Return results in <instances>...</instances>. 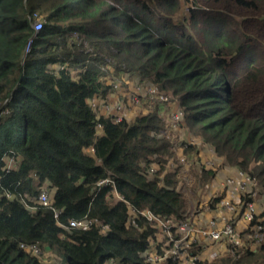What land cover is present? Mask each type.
Returning <instances> with one entry per match:
<instances>
[{"label":"trees","instance_id":"trees-1","mask_svg":"<svg viewBox=\"0 0 264 264\" xmlns=\"http://www.w3.org/2000/svg\"><path fill=\"white\" fill-rule=\"evenodd\" d=\"M185 3L181 17L180 0H0V264H42L20 244L58 264H180L150 261L167 249L161 230L139 215L127 223V204L189 221L175 152L201 164L203 183L215 177L199 148L163 135L169 104L264 196V0ZM123 75L168 100L133 121L96 114L90 103H107ZM252 200L241 194L240 213ZM79 220L91 224L68 228ZM238 250L192 264H264V244Z\"/></svg>","mask_w":264,"mask_h":264},{"label":"rangeland","instance_id":"rangeland-1","mask_svg":"<svg viewBox=\"0 0 264 264\" xmlns=\"http://www.w3.org/2000/svg\"><path fill=\"white\" fill-rule=\"evenodd\" d=\"M180 1L184 6L180 16H187L188 6L185 3V0ZM114 84L117 86H115ZM114 84L111 95H113V97L116 99L115 102H111L110 100L109 103H102L100 105L95 100V103L93 102L95 105L90 103L91 107L94 109L96 114L114 116L116 120L124 118L128 121H133V119H136L141 115H145L148 112L150 113V111H152L154 107L158 104L156 98H150L146 94V89L149 87L137 84L135 77H126L125 75H123L121 79L115 80ZM111 95L109 97H111ZM132 98H135L136 102H133ZM105 106H107L108 108L107 111H105ZM173 106L174 107H172L170 104L167 107L165 106L163 112L161 113V117L164 119L165 124V130L163 131V135L166 137V139H169V141L175 143L176 147L178 143L184 142L186 145H195V147L199 148L200 152L204 150L203 148L208 150L211 149L210 147L203 146L199 140L194 139L186 131L182 124L180 125L179 121L174 120L176 107L175 105ZM201 157L202 160L205 159L203 158V156ZM212 157L213 159H206L204 161V164L209 169H211V167L213 166L215 168L216 174L215 177L209 180L207 183H203L202 180H200L199 166L201 164L199 165L197 162H195L194 157L192 158L188 156V158H186L184 155L179 156L178 153L175 152V156L171 159L173 163H175V160L177 159V162H179V165L181 166L180 191L183 194V197L186 202L185 204L187 212L190 215V222L195 220V225H197L198 227H202L205 225L212 227L210 222H213L214 227L217 226L220 228L224 227L225 223H231L233 224L235 231L234 234L236 238L240 239L241 247H239V250L243 252L246 248L249 247L251 249H255V247L264 244V224L263 226L261 224H258L264 222V219L261 216V214L264 212V196L262 194V191L257 185L256 187H251V189H248V192L246 193L247 195H252L253 200L251 203L253 204L254 209L253 214H255V216L257 217L256 225L251 226V222L246 223L241 217V213L239 211V207L241 206V195L239 196L237 203H234L235 211L232 213L231 216H229L224 209L218 207V202L225 196L222 193L223 188L221 191L215 189L214 187L220 182H224L225 179L236 177L239 171H233L235 173L233 176H225V171L231 169L223 164L224 162L222 161V159H219L213 155ZM180 159H182L183 162H181ZM223 182L221 183L220 187H223ZM219 196H221L220 200L215 203L216 205L211 207L209 203L211 201L215 202L214 199L219 198ZM113 198L114 200H117L116 196ZM207 212H210L211 215H208V217L204 218V221L202 215L203 213L204 215L208 214ZM258 225L261 226L259 227ZM228 246L229 245H227V241L225 240L223 242L220 241L218 243H209L208 241L198 239V242L196 243V249L201 248L202 250L201 254L197 255V259L199 258L210 262L218 258H226L227 256L232 257ZM190 248L191 246L188 247V249ZM162 251L166 252V249L162 247ZM37 257L42 258V264L59 263V259L56 256L48 257V255H39ZM54 260H56V262H54Z\"/></svg>","mask_w":264,"mask_h":264},{"label":"built area","instance_id":"built-area-1","mask_svg":"<svg viewBox=\"0 0 264 264\" xmlns=\"http://www.w3.org/2000/svg\"><path fill=\"white\" fill-rule=\"evenodd\" d=\"M34 28L35 30H39L41 28V22H35ZM146 94L150 98H156V101L158 102H166L168 100V95L159 92L154 87L147 88ZM132 101L136 102L135 98H132ZM92 104L95 105L94 103ZM104 108L106 109L105 111L108 110L107 106H105ZM180 115L181 114L179 112L175 113L174 120L179 121ZM180 160L181 162H183L182 159ZM15 167L16 162L14 161V159H5L6 169H14ZM107 183L110 184L112 182L107 179L101 181L98 185ZM222 186L225 196L218 202V207L224 209L228 213V215L231 216L235 211L234 203H237L239 196L243 193H247L248 189H251V187H256L257 183L247 174L238 172V175L236 177L225 179ZM116 198L117 200H122L117 194ZM37 202L42 206H47L49 204V196L47 192H40L37 198ZM127 206L129 211L127 222L128 224L135 225V217L139 215L140 217H143L145 220L149 221L157 228H159L166 239V247L168 250L166 249V252H163L164 254L161 257L157 256L156 254H151L148 258L150 261L159 262L170 258L174 261L179 259L180 264H192L197 260V256H192L191 254H189L188 247H190L193 243H197L198 239L208 241L209 243H218L225 240L227 241V245H229V248L235 249L241 247L240 239L236 238L234 234V227L231 223H225V226L221 228L217 226L214 227L213 222H210L212 227L206 225L198 227L197 225H195V220L190 222V218L188 222L177 223L174 220H163L160 217L153 215L150 211H138L128 204ZM253 213V204L247 203L245 210L241 212V217L246 223H248L251 222ZM59 214V211L53 210V218L55 220L58 219ZM90 224L91 222L89 220L69 221L68 228L85 230L89 227ZM258 226L260 227L261 225ZM19 247L23 251L28 252L34 256L42 255L40 249L35 244H20Z\"/></svg>","mask_w":264,"mask_h":264},{"label":"crops","instance_id":"crops-1","mask_svg":"<svg viewBox=\"0 0 264 264\" xmlns=\"http://www.w3.org/2000/svg\"><path fill=\"white\" fill-rule=\"evenodd\" d=\"M111 100V102H115L116 101V99L113 97V95H111V97H109L108 98V100H107V102L109 103V101ZM95 101V100H94ZM96 101H97V99H96ZM99 101V100H98ZM97 101V102H98ZM100 105L102 104V103H99ZM98 106V105H97ZM133 118H134V116H133ZM134 120V119H133ZM99 133H100V131H99ZM204 150L203 151H201L200 152V158H202L201 156H203V158H205V159H203L202 160V162L204 163V161L207 159H210V158H212L213 159V157H212V155L213 156H215L214 155V153L212 152V150L211 149H205V148H203ZM234 170H227V171H225L226 172V175L225 176H233L235 173L233 172ZM223 182V181H222ZM222 182H220L218 185H215V189H218V190H221L222 191V187H220L221 186V183ZM208 214H205L204 215V213H203V215H202V218H203V220H204V218H206V217H208V215H211L210 214V212H207ZM212 213V212H211ZM205 221V220H204Z\"/></svg>","mask_w":264,"mask_h":264}]
</instances>
